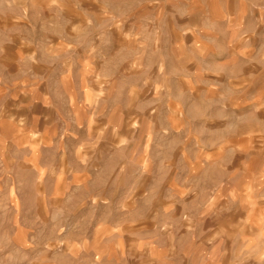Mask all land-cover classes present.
Wrapping results in <instances>:
<instances>
[{
  "label": "rangeland",
  "instance_id": "rangeland-1",
  "mask_svg": "<svg viewBox=\"0 0 264 264\" xmlns=\"http://www.w3.org/2000/svg\"><path fill=\"white\" fill-rule=\"evenodd\" d=\"M0 264H264V0H0Z\"/></svg>",
  "mask_w": 264,
  "mask_h": 264
}]
</instances>
